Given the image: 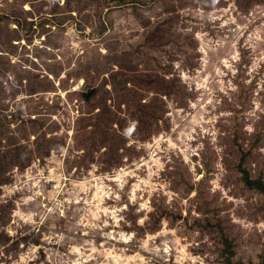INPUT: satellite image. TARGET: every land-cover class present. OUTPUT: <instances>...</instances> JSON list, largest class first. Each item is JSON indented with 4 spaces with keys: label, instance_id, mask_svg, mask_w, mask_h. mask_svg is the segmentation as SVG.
Wrapping results in <instances>:
<instances>
[{
    "label": "rangeland",
    "instance_id": "rangeland-1",
    "mask_svg": "<svg viewBox=\"0 0 264 264\" xmlns=\"http://www.w3.org/2000/svg\"><path fill=\"white\" fill-rule=\"evenodd\" d=\"M243 170L264 182V0H0V264H264Z\"/></svg>",
    "mask_w": 264,
    "mask_h": 264
},
{
    "label": "trees",
    "instance_id": "trees-1",
    "mask_svg": "<svg viewBox=\"0 0 264 264\" xmlns=\"http://www.w3.org/2000/svg\"><path fill=\"white\" fill-rule=\"evenodd\" d=\"M13 24H16V23H13ZM22 38H23L22 36L21 37L19 36V38H18V36L17 37L13 36V38L9 39L8 44L13 46L14 49H18L22 45V43H21V41L23 40ZM15 42H18V43H15ZM11 49L12 50L9 49V51H4L2 53V57L9 56L10 53L14 52L13 48H11ZM15 53L16 52H14V54ZM10 58H11L10 59L11 61L10 62L8 61V62H9V65L11 66V69H13V73H14L13 75L10 76L11 79H12L13 86L15 88L17 87V89H19L21 91V93H25V95H27V96H38L37 94H39L42 91L35 92L34 90H32V88H33L32 85H34V87H35L36 86V82L35 81L42 80V78H43L42 75H39V74H33V75L30 74L29 76L28 75H24L23 73H21V71H23V69L17 68L18 66L15 65L16 62L14 61V55H10ZM12 61H13V63H11ZM20 74H23L24 77H22L21 79L18 80L17 77ZM5 84H8V83L6 81H4L2 86L4 87ZM29 98H31V97H29ZM23 100H29V99H25L24 98ZM44 115L45 114H43V113L35 112V111H32V110L29 109V112L24 114V116L20 118V127L21 126L24 127V126L30 125L29 123L32 124V123H34L36 121H42L44 119L43 118ZM48 116H50V115H48ZM55 120H56V118H55ZM243 173H244L245 180L247 181V184L249 186H253V187L259 188L264 194V182L252 179L250 177L249 172L247 170H243Z\"/></svg>",
    "mask_w": 264,
    "mask_h": 264
},
{
    "label": "clouds",
    "instance_id": "clouds-1",
    "mask_svg": "<svg viewBox=\"0 0 264 264\" xmlns=\"http://www.w3.org/2000/svg\"><path fill=\"white\" fill-rule=\"evenodd\" d=\"M14 26H16L15 24H14ZM15 28V27H14ZM23 44V43H22Z\"/></svg>",
    "mask_w": 264,
    "mask_h": 264
}]
</instances>
